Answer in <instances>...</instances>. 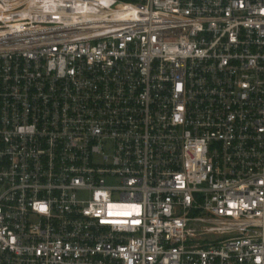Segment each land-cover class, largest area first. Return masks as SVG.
<instances>
[{
  "label": "built area",
  "instance_id": "2783aa9c",
  "mask_svg": "<svg viewBox=\"0 0 264 264\" xmlns=\"http://www.w3.org/2000/svg\"><path fill=\"white\" fill-rule=\"evenodd\" d=\"M0 264H264V0H0Z\"/></svg>",
  "mask_w": 264,
  "mask_h": 264
},
{
  "label": "rangeland",
  "instance_id": "374dc122",
  "mask_svg": "<svg viewBox=\"0 0 264 264\" xmlns=\"http://www.w3.org/2000/svg\"><path fill=\"white\" fill-rule=\"evenodd\" d=\"M113 183V182H109ZM204 216H208L207 214H204ZM224 236H210V235H204V234H194L190 239L192 241H198V242H212L217 241L223 238Z\"/></svg>",
  "mask_w": 264,
  "mask_h": 264
}]
</instances>
